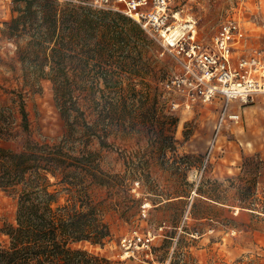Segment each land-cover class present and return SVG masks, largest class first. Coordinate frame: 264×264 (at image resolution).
<instances>
[{"label": "rangeland", "instance_id": "1", "mask_svg": "<svg viewBox=\"0 0 264 264\" xmlns=\"http://www.w3.org/2000/svg\"><path fill=\"white\" fill-rule=\"evenodd\" d=\"M71 1L127 16L118 0ZM25 6L0 0V86L23 92L29 124L20 95L0 87V147L62 143L77 155L94 153L93 169L118 174L92 186L111 236L104 245L74 246L111 264H264V94L231 101L241 119L219 130L225 99L191 109L167 104L175 96L165 82L181 64L162 40L128 16L114 27L79 20L64 57L68 101L78 109L64 126L51 80L22 83L19 44L30 36L6 35ZM171 9L182 23H196L206 43L231 20L246 30L247 47L264 38V0H171ZM91 166L77 162L74 177L90 181ZM18 202V192L0 186V244L9 242L3 228L16 222ZM135 229L154 235L152 250L124 257L122 239Z\"/></svg>", "mask_w": 264, "mask_h": 264}, {"label": "trees", "instance_id": "2", "mask_svg": "<svg viewBox=\"0 0 264 264\" xmlns=\"http://www.w3.org/2000/svg\"><path fill=\"white\" fill-rule=\"evenodd\" d=\"M25 1L20 14L6 23V35L10 39L30 36L25 45L18 43L22 83L26 86L43 78L50 79L65 126L78 109L75 102L68 101L69 71L64 67V57L69 53L66 50H70L68 45L72 44L77 23L83 20L94 24L102 19L114 27L120 19H128L112 9L71 0L65 3ZM0 87L18 93L16 88ZM18 94L22 99L24 126L28 129L25 95ZM93 155L92 152L77 155L62 143L31 140L22 151L0 147V186L19 195L16 222L7 223L3 228L9 242L0 244V264H111L106 257L74 246L81 241L104 245L111 236L110 225L92 186L104 185L106 176L113 178L118 174H109L99 166L93 169ZM83 161L92 165L87 169L92 177L90 181L74 177V167Z\"/></svg>", "mask_w": 264, "mask_h": 264}, {"label": "built area", "instance_id": "3", "mask_svg": "<svg viewBox=\"0 0 264 264\" xmlns=\"http://www.w3.org/2000/svg\"><path fill=\"white\" fill-rule=\"evenodd\" d=\"M120 9L163 45L181 64L180 71L165 82L175 97L167 100L172 110L191 109L197 103L225 99L219 130L228 119L239 122L241 114L231 113L229 103L248 101L264 94V38L259 46L247 47L248 34L237 20L222 24L213 42L201 40L196 23H182L172 13L171 0H118ZM146 207L144 216L147 215ZM154 235L135 229L125 235L122 245L128 252L152 250Z\"/></svg>", "mask_w": 264, "mask_h": 264}, {"label": "bare ground", "instance_id": "4", "mask_svg": "<svg viewBox=\"0 0 264 264\" xmlns=\"http://www.w3.org/2000/svg\"><path fill=\"white\" fill-rule=\"evenodd\" d=\"M239 101H242V100H240V99H238ZM243 102V101H242ZM245 102V101H244ZM151 204L150 203H148V206H150ZM130 252H128L127 254L125 253V255H124V257H127V256H129L130 254H129Z\"/></svg>", "mask_w": 264, "mask_h": 264}]
</instances>
